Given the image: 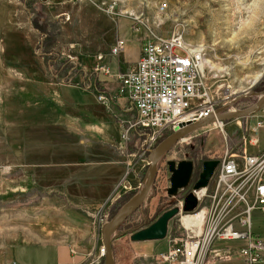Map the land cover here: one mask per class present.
<instances>
[{
    "label": "rangeland",
    "instance_id": "obj_1",
    "mask_svg": "<svg viewBox=\"0 0 264 264\" xmlns=\"http://www.w3.org/2000/svg\"><path fill=\"white\" fill-rule=\"evenodd\" d=\"M163 4H167L164 13L160 11ZM128 21L134 23L129 26ZM174 30L183 34L189 48L205 46V70L216 109L231 104L236 109H245L259 99L254 92L264 90V0H0V196L4 197L0 202V225L7 233L19 226V232L34 233L36 241L85 243L92 236L83 235L82 230L95 227L101 251L104 221L113 218L132 194L122 195L110 207H113L110 214L103 213L102 225L85 213L71 208L65 212L64 207L44 202L40 192L18 195L15 201H8L4 194L9 190L8 179L12 174L8 160L22 151L21 138L14 132L18 131L23 116L34 112L36 104H44L45 114L50 112L48 85L77 82L94 86L98 74L107 76L98 67L106 65L104 57L111 55V47L118 38L133 37L144 43L154 37L169 38ZM112 73L114 76L110 77L119 80L120 74ZM96 83L99 88L100 82ZM108 97L111 110L114 97ZM240 120L238 132L243 139L249 118ZM232 121L202 127L173 145L159 163L162 171L150 197L139 212L135 211L137 219L147 212L151 217L166 207L174 208L184 200L182 190L174 197L168 195L169 161H193L191 180L196 181L205 160L221 161L232 154L227 129ZM169 135L163 133L157 144ZM140 141L144 149L143 139ZM226 141L230 145L222 147ZM149 155L137 157L128 173L141 167L140 186L150 165ZM126 185L131 186L129 181ZM139 187L130 190L137 192ZM186 214L180 213L171 220L168 234L183 233L180 219ZM251 216L254 231L263 233V227H259V222L263 225L260 212L254 210ZM51 230L61 237L44 238ZM121 236L125 242L131 239L118 231L115 240L123 239ZM104 259L105 255L102 264Z\"/></svg>",
    "mask_w": 264,
    "mask_h": 264
},
{
    "label": "crops",
    "instance_id": "obj_2",
    "mask_svg": "<svg viewBox=\"0 0 264 264\" xmlns=\"http://www.w3.org/2000/svg\"><path fill=\"white\" fill-rule=\"evenodd\" d=\"M128 23L131 26L134 22ZM127 42L123 54L104 57V63L115 74H125L140 60L142 43L133 40V37ZM97 81L100 82L99 88ZM96 82L94 86H82L77 82H65L60 86L50 84L46 88L51 98L50 112L45 114L44 104H36L34 112L31 110L30 114L23 116L26 119H21L18 131L14 132L21 138L22 151L14 153L15 156L8 160L13 177L9 176V190L4 192L9 197L8 201H15L18 195L40 192L44 202L64 207L65 212L71 208L85 213L102 225L103 213H109L114 202L127 194L131 187L140 186L138 173L141 167L135 165V172L128 175L134 167L131 163L137 162L134 155L140 150L139 132L132 135L125 150L118 147L122 135L121 121L135 118L136 112L127 99L119 96L121 84L118 79L98 74ZM102 92L114 97L111 110L98 101L97 96ZM261 114L258 112L247 118L250 121ZM240 119H232L235 121L231 120L227 129L232 154L242 162L244 155L264 152V128L257 134H246L245 131V138L240 139ZM227 144L230 145L224 142L222 147ZM128 181L130 187L126 185ZM2 198L0 196V202ZM260 217L263 225L259 222V227L264 229L261 213ZM13 229L7 233L0 225V264L103 263L95 227L82 230L83 235L92 236L85 243L41 241L38 238L39 241H36L34 233L19 232V226ZM56 232L48 231L44 238L61 237ZM253 232L264 237V232L256 233L254 229ZM120 238L123 239L114 242L116 264H156L154 255L167 249L166 240L134 242L130 239L125 242L124 236ZM231 244L235 246L239 243L235 241ZM205 264L248 263L236 254L210 257ZM251 264L264 262L254 261Z\"/></svg>",
    "mask_w": 264,
    "mask_h": 264
},
{
    "label": "built area",
    "instance_id": "obj_3",
    "mask_svg": "<svg viewBox=\"0 0 264 264\" xmlns=\"http://www.w3.org/2000/svg\"><path fill=\"white\" fill-rule=\"evenodd\" d=\"M166 7L163 4L160 11L164 13ZM115 42L111 50L117 55L127 42L122 38ZM140 56L133 68L118 75L120 94L136 112L135 118L121 121L123 134L118 147L125 150L132 135L139 132L140 137L144 136L141 139L145 148L140 142L139 153L134 157L142 158L156 147L163 133H172L189 121L208 117L215 113L217 103L212 99L207 80L204 45L189 48L183 34L174 30L169 38L154 37L142 43ZM98 68L107 76H114L108 66ZM97 99L110 106L106 94H99ZM262 126L264 110L245 129L257 134ZM242 159L240 162L234 154L221 159L211 183L196 191L199 207L189 212H203V224L187 227L181 216L183 233L168 234L167 249L154 255L156 264H205L210 257L236 254L250 264L264 262V238L252 231L250 219L255 208L264 217V152L244 155ZM183 203L179 202L181 208ZM235 241L243 244L234 246L231 243ZM100 253L105 255L103 247Z\"/></svg>",
    "mask_w": 264,
    "mask_h": 264
},
{
    "label": "water",
    "instance_id": "obj_4",
    "mask_svg": "<svg viewBox=\"0 0 264 264\" xmlns=\"http://www.w3.org/2000/svg\"><path fill=\"white\" fill-rule=\"evenodd\" d=\"M254 95L258 96L259 99L251 106H248L245 109H236L233 106L234 104L222 106L216 109L215 113L210 114L208 117H205L200 121L183 124L180 129L173 132L157 144V147L150 152L148 158L150 165L145 176L146 178L137 191L138 193L131 197L129 201L126 202L114 215V217L106 221L102 226L103 245L106 253L104 264H116L115 253H113V244L117 229L132 213L141 208L144 202L150 197L151 191L157 180L159 163L165 154L172 149L174 144L199 129H202V127L213 125L217 122L223 123L225 121H231L232 119L246 118L247 116L254 115L261 111L264 107V90L261 91V93L254 92ZM235 100H237V98ZM219 163V159L205 160L203 162L202 171L199 174V179L195 181L191 180L194 169L193 161H181L177 163L173 160L168 162V168L171 174L170 186L167 189L168 195L174 197L182 190L181 196L184 199L183 211L185 213L193 212L199 206L195 192L200 191L209 185ZM180 211L181 209L179 206H174V208L164 211L153 224L131 233V240L134 242H145L166 239L169 224L171 220L180 213Z\"/></svg>",
    "mask_w": 264,
    "mask_h": 264
},
{
    "label": "trees",
    "instance_id": "obj_5",
    "mask_svg": "<svg viewBox=\"0 0 264 264\" xmlns=\"http://www.w3.org/2000/svg\"><path fill=\"white\" fill-rule=\"evenodd\" d=\"M161 171H162V166L159 165V173L157 175V177L159 178L160 177V174H161ZM158 178H157V181H158ZM156 181V182H157ZM133 191V192H132ZM130 190L128 191V193L126 194L127 196L128 195H135L137 192H135L134 190ZM131 196V197H132ZM120 199H118L117 201L114 202V205L119 201ZM113 205V207H114ZM112 207V209H113ZM171 207H166L164 209L161 210V212H155V214L153 216L150 217V213H146L143 215V218H136V214L140 211L138 210V212H135L133 214H131L129 216L128 219H126L123 224L117 229V232H121L123 233L124 235H130L131 233L133 232H136L138 230H141V229H144L146 226H150L151 224L154 223L155 220H157L159 218V216L166 210L170 209ZM112 209H110V211H112ZM109 211V214L111 213ZM111 218V216L109 217ZM140 219H142L141 221H139Z\"/></svg>",
    "mask_w": 264,
    "mask_h": 264
},
{
    "label": "bare ground",
    "instance_id": "obj_6",
    "mask_svg": "<svg viewBox=\"0 0 264 264\" xmlns=\"http://www.w3.org/2000/svg\"><path fill=\"white\" fill-rule=\"evenodd\" d=\"M183 38H184V37H183ZM118 39H121V38H118ZM122 39L124 40L125 38H122ZM125 41L127 42L126 39H125ZM127 44H128V42L126 43V46H127ZM126 46L124 47V50H125ZM112 47H113V45H112ZM112 47H111V48H112ZM124 50H123V52H124ZM123 52H122V53H123ZM122 53L117 54V55H114V54L112 53V50H111V55H112V56H119V55H121ZM205 68H206V65H205ZM112 74H113V73H112ZM120 75H121V74H120ZM261 75H262V74H260L259 76H257V77L255 78V80L252 81V84H255V82L261 77ZM120 87H121V86H120ZM121 88H122V87H121ZM121 88H120V91H121ZM120 91H119V94H120ZM120 95H121V94H120ZM121 96H122V95H121ZM122 97H123V96H122ZM108 99L110 100L109 97H108ZM127 101H128V100H127ZM129 103H130V102H129ZM263 110H264V107H263L262 110L259 111V112H263ZM257 113H258V112H257ZM257 113H256V114H257ZM254 115H255V114H254ZM251 116H252V115H251ZM247 117H248V116H247ZM247 117H246V118H247ZM189 122H195V121H189ZM186 124H187V123H186ZM262 128H264V126H262ZM261 130H262V129H261ZM261 130H260V131H261ZM176 131H177V130H176ZM260 131H259V132H260ZM173 132H175V131H172V133H173ZM172 133H168V135H169V134L171 135ZM247 133H248V132H246V134H247ZM186 138H187V137H186ZM186 138H184V139H182V140H185ZM182 140H180V141H182ZM180 141H179V142H180ZM174 145H175V144H174ZM155 148H156V147H155ZM152 150H153V149H152ZM152 150H151V151H152ZM151 151H150V152H151ZM262 154H263V153H262ZM253 155H255V154H253ZM259 155H260V154H259ZM133 163H134V162H133ZM217 168H218V167H217ZM216 170H217V169H216ZM216 170H215V172H216ZM215 172H214V174H215ZM214 174H213V175H214ZM214 176H215V175H214ZM214 176H213V177H214ZM212 179H213V178H212ZM212 179H211V181H212ZM211 181H210V183H211ZM210 183H209V184H210ZM155 184H156V183H155ZM153 188H154V187H153ZM178 206H179V205H178ZM179 207H180V209H181L180 213H182V214L185 213V212L183 211V208H184V207H183V208H181V206H179ZM198 207H199V206H198ZM198 207H197V208H198ZM197 208H196V210H197ZM196 210H194V211H196ZM254 210H258V209L255 208V209L252 210V212H253ZM259 211H260V210H259ZM252 212H251V214H252ZM180 213H179V214H180ZM260 213H261V212H260ZM187 214H189V213H187ZM261 215H262V213H261ZM262 216H263V215H262ZM263 218H264V217H263ZM250 219H251V222H252V231H253V219H252V216H251ZM107 221H108V220H107ZM183 221H184V224H185L187 227H190V226L193 225V224H195V225H197V226H201V225L203 224V212H199V213H196V214L184 215V216H183ZM104 224H105V223H104ZM104 224H103V225H104ZM146 227H147V226H146ZM167 234H168V233H167ZM257 235H258V234H257ZM167 236H168V235H167ZM167 236H166V237H167ZM258 236H260V235H258ZM261 237H262V236H261ZM167 238H168V237H167ZM167 238L164 239V240L167 241ZM263 238H264V237H263ZM114 242H115V241H114ZM237 242L243 244L242 241H237ZM167 243H168V241H167ZM103 248H104V247H103ZM113 248H114V244H113ZM113 253H114V249H113ZM105 254H106V253H105ZM115 260H116V257H115ZM246 262H247V261H246ZM247 263H248V262H247ZM252 263H253V262H252ZM248 264H250V263H248Z\"/></svg>",
    "mask_w": 264,
    "mask_h": 264
}]
</instances>
